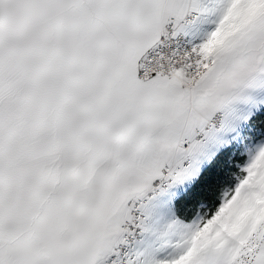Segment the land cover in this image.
Returning a JSON list of instances; mask_svg holds the SVG:
<instances>
[{"label":"snow or ice","instance_id":"obj_1","mask_svg":"<svg viewBox=\"0 0 264 264\" xmlns=\"http://www.w3.org/2000/svg\"><path fill=\"white\" fill-rule=\"evenodd\" d=\"M261 109L264 0H0V264H264V138L210 213L151 206Z\"/></svg>","mask_w":264,"mask_h":264},{"label":"trees","instance_id":"obj_2","mask_svg":"<svg viewBox=\"0 0 264 264\" xmlns=\"http://www.w3.org/2000/svg\"><path fill=\"white\" fill-rule=\"evenodd\" d=\"M259 137L264 132V109L256 112L250 121ZM246 154L234 145L221 148L201 169L188 188L174 200L175 216L190 221L196 214L210 213L222 194L233 187L240 174Z\"/></svg>","mask_w":264,"mask_h":264},{"label":"rangeland","instance_id":"obj_3","mask_svg":"<svg viewBox=\"0 0 264 264\" xmlns=\"http://www.w3.org/2000/svg\"><path fill=\"white\" fill-rule=\"evenodd\" d=\"M255 132H257V130L251 125L250 121L242 122L234 131L223 137L224 142L221 143V147L225 145H234L236 147H239L246 154V159L244 161L245 163L248 158L247 150L255 145L258 140L264 138V132L261 136L254 137V135L256 136ZM213 147L214 146H211L210 148ZM219 147V145L216 146V150H218ZM210 148L206 151L205 155L193 162V168L189 176H185L182 180L171 185L166 191L157 195L152 201L151 206L154 211L152 224L154 229H161L166 224L174 220H179L182 223H191L201 216L200 214H196L190 221H183L177 218L174 213V200L179 194H181L188 188V186L194 181L201 169L207 164V161L203 162L202 159L206 158L205 160H207L208 155L211 153ZM244 163L242 164V166L244 165ZM163 243L164 242L158 239L154 233H148L144 234L143 240L139 242L136 247L137 249H161ZM162 250L170 251L169 249Z\"/></svg>","mask_w":264,"mask_h":264},{"label":"built area","instance_id":"obj_4","mask_svg":"<svg viewBox=\"0 0 264 264\" xmlns=\"http://www.w3.org/2000/svg\"><path fill=\"white\" fill-rule=\"evenodd\" d=\"M168 188H169V187H166V188L164 189V191H166ZM164 191H162V192H164ZM162 192L157 193L156 196L159 195V194H161ZM156 196H155V197H156ZM143 237H144V234H143V235H135V236H133V237H130V238H129L128 249H129L130 251H132V250H136V249H137L136 245H137L139 242H141V241L143 240Z\"/></svg>","mask_w":264,"mask_h":264},{"label":"crops","instance_id":"obj_5","mask_svg":"<svg viewBox=\"0 0 264 264\" xmlns=\"http://www.w3.org/2000/svg\"><path fill=\"white\" fill-rule=\"evenodd\" d=\"M223 142H224V140H223ZM223 142H222V143H223ZM218 145H219L220 147H219L218 150H216L215 147L218 146ZM225 146H227V145H225ZM225 146H223V147H225ZM223 147H221V143L214 145L213 148H210L211 153L208 155L207 160H205L206 158H203V159H202L203 162H204V161H207V162H208V161H209V160H210V159H211V158H212V157H213V156H214V155H215V154H216L221 148H223ZM215 150H216V151H215ZM187 176H189V175H187Z\"/></svg>","mask_w":264,"mask_h":264}]
</instances>
